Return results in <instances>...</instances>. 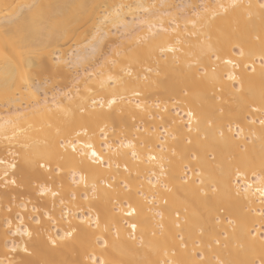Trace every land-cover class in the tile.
I'll use <instances>...</instances> for the list:
<instances>
[{
	"label": "bare ground",
	"instance_id": "1",
	"mask_svg": "<svg viewBox=\"0 0 264 264\" xmlns=\"http://www.w3.org/2000/svg\"><path fill=\"white\" fill-rule=\"evenodd\" d=\"M173 2L0 0V264H259L264 0Z\"/></svg>",
	"mask_w": 264,
	"mask_h": 264
},
{
	"label": "snow or ice",
	"instance_id": "2",
	"mask_svg": "<svg viewBox=\"0 0 264 264\" xmlns=\"http://www.w3.org/2000/svg\"><path fill=\"white\" fill-rule=\"evenodd\" d=\"M236 6H238V5H236V4H233V5H232V7H236ZM249 7H252V6L249 5ZM259 8H260L261 14L264 15V3H261V4L259 5ZM169 51H171V49H169ZM239 55H240V56H244V52H243L242 49H241ZM217 59L219 60L220 57L217 56ZM262 61H264V57H262ZM225 63H229V64H231V63H233V62H232L231 60H228V61H225ZM233 67H236V65L233 64ZM253 71H254V69H253ZM228 78H229V79H235V77H234V76H231V75H230ZM109 79H111V77H109ZM108 103H109V106H111L112 104L115 103V100H110V101H108ZM95 104H96V101L93 100V105H95ZM101 106H103V105H101ZM137 107H139V105H137ZM188 116L191 118L192 113L189 112V113H188ZM260 123H261V125H264V120L260 121ZM86 134H87V133L85 132V135H86ZM79 135H80V133H77V136H79ZM104 139L106 140L107 137H104ZM71 146H72L73 151H76V145L73 143ZM87 147H88V148H92V145L89 144V145H87ZM135 155H136V153L133 152V156H135ZM91 157H92V158H95V159H96L97 161H99L100 163H103V159H102V157L98 156L97 152L94 151V150L91 151ZM149 159H150V160H155L156 157H155V156H152V157H150ZM39 167L43 168V167H45V165H44L43 163H41V164L39 165ZM235 174H236V176H237V182L239 183V178H240L241 176L245 175V172L242 171L241 168L237 167L236 170H235ZM161 175H163V166L161 167ZM252 176L254 177V183L257 185V187L255 188V191L259 193L260 197L264 198V160H262V162H261V164H260V170H259V172L253 170V171H252ZM158 179H159V178H158ZM80 181H81V182H85V181H86V177L83 176V175H81V176H80ZM13 183H15V181H13ZM93 187H94V185H93ZM252 188H253V184H247V185L244 187V191H245V192H248V191L251 190ZM261 214L264 215V212H262ZM178 215H179V214H177V216H178ZM10 226H11V225L9 224V227H10ZM70 227H71V226H70ZM97 227H98V224H97ZM131 227H132L133 230H134V229L136 228V225L133 224ZM74 231H75V229H72V230H70V231H67V232H66V237H71V236L73 235V232H74ZM29 235H30V233H29ZM250 235H251V237H252L253 242H255L257 239L259 240V245H260L259 264H264V231L260 232V233H259V236H257L256 233H250ZM51 243L53 244V246L56 245V241H55V240H52ZM104 243H105V246H106V245H107V241H105ZM217 243H219V241H217ZM254 250H255V249H254ZM25 251H27V249H25ZM92 259H93V264H106V262L103 261V260H100L99 262H97V260H96L95 257H93ZM194 264H204V258H203V255H202V254H201L200 257H199V260L196 261V262H194ZM217 264H225V262H224V261H218ZM250 264H256V261L253 260V261L250 262Z\"/></svg>",
	"mask_w": 264,
	"mask_h": 264
},
{
	"label": "rangeland",
	"instance_id": "3",
	"mask_svg": "<svg viewBox=\"0 0 264 264\" xmlns=\"http://www.w3.org/2000/svg\"><path fill=\"white\" fill-rule=\"evenodd\" d=\"M175 3H177V4H173L174 6H178L179 4H180V2H181V0H173ZM183 1V0H182ZM173 2V3H174ZM195 5H197V8L198 9H201V4H200V2H197ZM200 5V6H199ZM176 9V8H175ZM174 9V11H176ZM193 9V8H192ZM178 11H183L182 9H177V12ZM127 34V32H124V31H121L120 29H117L116 30V34H115V42H111V43H109V45H107L106 46V48L103 50V52L100 54V59H103L104 57H106L107 55L106 54H108V53H110L111 54V51H112V49L113 48H115L116 46H118V44H119V41L121 40V38H123V36L124 35H126ZM129 35V34H128ZM131 48H133V47H131L130 46V48L128 47V49H127V52H130L131 50ZM130 50V51H129ZM68 71V70H67ZM80 71H81V67L80 66H77V67H75V68H71V69H69V75H68V83H70L71 84V79L72 78H74L75 77V75H77L78 73H80ZM69 80H70V82H69ZM64 81H66V80H64ZM64 81H63V79H57V82L56 83H54V84H52V85H50L49 87L51 88H48V89H50V91H48L47 90V92L50 94H53V93H58V92H60V91H68V90H70V86L72 85H68L67 84V81H66V84L64 83ZM53 86V87H52ZM62 86H64V88L62 87ZM66 87H67V89H66ZM68 87H70V88H68ZM53 89V90H52ZM139 127H141V125L140 124H137L136 125V128L139 130ZM133 138H135V136L133 137ZM3 151H6V150H4L3 149ZM8 153H5L4 155H2V157L4 158V160L5 161H7V162H9V163H16V161H15V158H14V156L13 155H7ZM10 178V176H6V178L5 179H9ZM13 181H16L15 183H17V180L14 178V180ZM15 183H12V182H9V183H4V180H0V185H3V189H1V186H0V189L1 190H4V191H12L11 189H13V188H15V185H17L18 186V184H15ZM32 187L35 189V190H37L38 188H39V185H37V184H32ZM16 188H18V187H16ZM23 199V197L22 198H20L19 200L20 201H17V202H19V203H25L27 200L24 198V200H25V202L22 200ZM18 200V199H17ZM19 203H13V204H11V206L12 207H16ZM27 204V203H26ZM28 205V204H27ZM123 209H125L124 207H123ZM155 209H157V208H155ZM125 221H128V220H125ZM7 237L9 238V233L7 232ZM8 241V240H7Z\"/></svg>",
	"mask_w": 264,
	"mask_h": 264
}]
</instances>
